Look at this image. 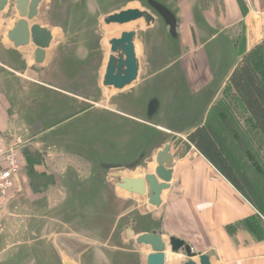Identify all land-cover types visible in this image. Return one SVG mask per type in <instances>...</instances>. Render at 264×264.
<instances>
[{"label": "rangeland", "instance_id": "374dc122", "mask_svg": "<svg viewBox=\"0 0 264 264\" xmlns=\"http://www.w3.org/2000/svg\"><path fill=\"white\" fill-rule=\"evenodd\" d=\"M148 1L44 0L41 4L44 14L38 18L47 20L51 29L61 28L64 32L62 39L55 38L51 44V67L60 56L68 58L62 71L69 74L60 76L55 82L48 80L47 84L54 87L56 84L74 96L41 89L44 101H34L29 109V97H25L26 104L21 105L24 110L21 106H13L16 118L12 117L10 121L16 126L0 131L3 136L20 139L21 175L25 182L0 217V264H63L65 260L77 264H144L143 255L141 258L134 247L138 245L124 232L127 224L121 220V198L112 194L109 207L101 205L103 207L99 208L100 203L95 198L88 203L87 195L93 196L97 191V180L104 181L105 177L110 183L103 189L112 193L108 173L132 160L144 140L140 136L151 134L144 130L142 135L135 121L104 108L113 107L134 114L151 94L179 100L172 104L171 114L167 113L163 118L166 124L173 126L172 129L168 132L160 130L161 135L157 133V137L162 136L163 142L179 136L186 138L194 125L212 124L230 148L235 162L251 179L264 205V138L253 126L228 82L230 69L264 37V26L253 32L243 25V21H236L235 29H227L231 25L229 19L218 15L224 11L222 1L210 0L207 6L201 7L205 14L209 12L208 17L197 16L196 19L203 26L198 24L190 33L180 29L174 39ZM156 1L163 2L173 11L176 9L175 3L169 0ZM249 3L242 1L243 5ZM112 5L106 13H101ZM90 6L94 10L89 11ZM127 8L148 10L154 14L156 23L147 26L143 19L122 25L103 22L107 13ZM13 10L11 8L9 12ZM183 19L185 17H177L178 21ZM207 24H212L210 30L205 27ZM129 30L136 32L137 79L122 90L105 87L101 79L110 53L106 48L107 41ZM212 34L215 35L213 38ZM204 42L210 49L206 53L209 57L199 66L197 50L199 45L205 48ZM157 61L160 62L155 64ZM74 62L78 66L73 65ZM213 67L217 70L215 74H212ZM207 68L208 74L204 76ZM184 72L191 75L196 72L197 76L183 81ZM8 76L13 75L1 68L0 77ZM198 77L200 80L197 81ZM20 88L25 96H29V83L20 80ZM76 95L88 98L92 103ZM2 120L0 114V122ZM129 126L134 131L130 142L124 146L113 143V136ZM148 139L151 141L155 137ZM81 141L88 144H77ZM142 148L144 152L147 143ZM80 158L85 160L82 167L76 162ZM36 168L57 171L53 177L38 178ZM86 177L89 182L84 180ZM85 205L92 207V213ZM43 247L42 256L39 249ZM168 253L171 258L170 249ZM177 256V261L166 258L165 264H176L184 258L180 254Z\"/></svg>", "mask_w": 264, "mask_h": 264}, {"label": "crops", "instance_id": "0c3cea01", "mask_svg": "<svg viewBox=\"0 0 264 264\" xmlns=\"http://www.w3.org/2000/svg\"><path fill=\"white\" fill-rule=\"evenodd\" d=\"M87 1L99 2L100 0ZM129 1L130 0H127V2ZM169 1L175 3V11L169 8L174 15L180 18L185 17L182 21L177 20V37L180 29H182L184 33H190L192 30L194 31L197 29L199 24L196 21L197 16L208 17L209 12L205 14L204 11L201 10V7L204 5L207 6L206 4L208 1L210 2V0H206V2L205 0ZM200 1H202V3ZM221 1L224 11L218 15L219 17L221 16L220 18L226 17L229 19L228 24L231 25L227 26V29L231 27V29H235L236 23L234 22L236 21H243V25L249 31L251 29L253 32H257L264 26V0H248L250 2L248 5L242 4L244 0ZM199 3L201 4L199 5ZM112 7L113 5L101 13H106ZM7 9L6 7L3 12H0V69L3 68L9 75L12 74L13 76H8L5 79L0 77V86L2 89V91L0 90V114L3 116V120L0 122V131H4L10 126H16L10 121L12 117L16 118L13 106L19 108L22 104L25 105V97H29V109L32 107L34 101H44L40 92L41 89L52 91L62 96H74V94H69L70 92L57 87L56 84V87L47 84L48 80L55 82V80L58 81L60 76L66 77L69 74L67 71L65 75V71H62V67L68 58L60 56L55 66L51 67V45L45 50V61L41 64L34 62L33 45L14 47L12 42L8 40L6 32L13 27L15 20L19 16L18 13L15 12L14 19L10 21L5 20L4 14ZM89 9V11H91V9L94 10L92 7ZM211 10L214 13V10ZM139 20L135 22H139ZM36 21L50 28L47 20L45 22L37 18ZM199 25L201 26V24ZM210 26L212 27V24H207L205 27L207 30H210ZM50 30L53 41L55 38L59 40L64 37L63 29L58 28V30H55V28H50ZM201 30L203 32L202 28ZM214 33L217 35V32L214 31ZM239 33L242 34V31ZM214 36L215 35L212 34L211 38ZM211 40L208 41L210 42ZM207 42L204 43L207 44ZM106 48L109 49L108 41ZM197 51L199 66H202L206 62L207 55L202 46L200 48V45ZM49 64L50 66L46 68ZM72 64L78 66L77 62ZM233 69L234 67L230 69V73ZM208 70L207 68V71L205 70L203 72L204 76L208 74ZM196 72L192 75L185 74L184 72L183 81L191 77L195 78L197 76ZM216 72V68L213 67L212 74ZM198 74L201 76L203 75L201 72ZM199 77L196 79L197 81L200 80ZM20 80L29 83V96H25V93L22 92ZM31 85H33L32 89ZM76 96L83 101L92 103L88 98L79 95ZM90 106L92 107V105ZM20 109L24 110L22 106ZM104 110L128 120L131 119L132 122L135 121L134 123L139 125L138 127L142 135L144 130L151 132L150 135L140 136V138L144 137V140L142 141L141 147L135 150L133 154L134 158L127 164L124 163L120 165L117 170L121 171L126 176L134 178L139 176L143 177L146 173L153 171L156 165L154 162L156 152L165 142H168L170 143V153L173 157L171 180L169 181V187L161 193V204L158 207L149 205L147 203V196L128 194L125 191L119 190L112 184V193L106 192V190L103 189L104 185L110 183L107 177H105L104 181L97 180V191L93 193V196L87 195V198H89H86L88 203L95 198L96 202L100 203L99 208L103 207H101V205L109 207L112 194L113 196L117 195L121 198V220L127 224L126 226L131 227L134 235L154 231L160 233L163 238L176 236L187 242L191 246L192 251L197 254H207L210 264H264V217L192 144L187 141L185 137L177 135L180 138L166 139V141L163 142L161 139L162 136H156L157 133L160 134V129L157 127L136 120L126 113L114 110L113 107L104 108ZM8 112H10V115ZM195 126L196 125L193 127ZM132 136L134 137V131L130 129V126L126 129L123 128L121 131H118L117 135L113 136V140L115 141L113 143H117L121 146L127 145ZM150 136L152 138L154 136L155 139L149 141L148 138ZM85 142L86 141H81L77 144L86 146L88 143ZM146 143L147 152L146 150L143 152L142 146ZM145 152L146 154L144 155ZM141 153L143 156H141ZM64 160L66 161L68 159L65 158ZM76 162L81 166L83 165L81 163H84L85 160L80 158V160L77 159ZM117 170L112 172H117ZM35 171L39 173L37 174L38 178H41L44 176V173H47L46 170L38 168H36ZM110 173L111 172H109L108 175ZM80 176L82 177L83 175ZM84 180L89 182L90 179L86 177ZM158 182H160L159 179ZM46 194L48 195V193ZM32 204L35 205L34 203ZM86 206L87 210L92 213V207L90 205H85V207ZM134 247L137 252H139L140 257L143 255L145 264V258L147 254L151 252V248L146 245H134ZM166 248L165 253L167 259H169L168 250L170 248L168 244ZM39 251H41V255L43 256L44 254L42 252L44 251V247L39 249Z\"/></svg>", "mask_w": 264, "mask_h": 264}, {"label": "water", "instance_id": "95a60500", "mask_svg": "<svg viewBox=\"0 0 264 264\" xmlns=\"http://www.w3.org/2000/svg\"><path fill=\"white\" fill-rule=\"evenodd\" d=\"M41 1L14 0L13 6L18 12L19 18L14 26L6 32L8 40L12 42L14 47L27 46L31 42L34 46V62L37 64L45 61V50L50 47L53 41L51 30L47 26H41L35 22L29 26V21H33L37 15V8ZM8 3L9 0H0V12L4 11ZM148 4L169 26L171 37L176 39L177 21L174 13L163 2L149 0ZM138 19H143L145 24L150 26L154 22L155 17L146 9L127 8L111 12L102 18L105 24L118 25ZM135 35L136 32L134 30L123 31L118 37L108 40L110 53L107 57L102 76L101 83L103 86L122 90L137 79L139 61L135 52ZM159 62L157 61L155 64ZM180 96H177V98ZM170 99L167 96L161 97L158 94H151L134 114H126L167 132L173 126L166 124L163 118L167 113L171 114L170 109L172 104L176 100L179 102L178 99ZM172 161L170 143L165 142L155 154L154 162L156 165L152 172L146 173L143 177L134 178L124 175L121 171H117L111 172L109 178L112 184L119 190L125 191L128 194L147 196V203L158 207L161 204V193L169 187ZM158 179L160 182H158ZM125 232L129 239L134 240L137 245H146L151 248V252L145 258V264H165L167 244L173 254H180L184 257L176 264H210L207 254H197L192 251L191 246L187 242L176 236L163 238L160 233L154 231L144 232L135 236L130 226H125ZM63 264L77 263L65 260Z\"/></svg>", "mask_w": 264, "mask_h": 264}, {"label": "trees", "instance_id": "16d2710c", "mask_svg": "<svg viewBox=\"0 0 264 264\" xmlns=\"http://www.w3.org/2000/svg\"><path fill=\"white\" fill-rule=\"evenodd\" d=\"M228 82L253 126L264 138V37L243 55ZM186 139L264 217V205L254 184L235 162L216 128L208 123L198 124L187 133Z\"/></svg>", "mask_w": 264, "mask_h": 264}, {"label": "built area", "instance_id": "2783aa9c", "mask_svg": "<svg viewBox=\"0 0 264 264\" xmlns=\"http://www.w3.org/2000/svg\"><path fill=\"white\" fill-rule=\"evenodd\" d=\"M20 149L18 137L0 134V216L7 203L19 192L22 180Z\"/></svg>", "mask_w": 264, "mask_h": 264}, {"label": "flooded vegetation", "instance_id": "af4514ba", "mask_svg": "<svg viewBox=\"0 0 264 264\" xmlns=\"http://www.w3.org/2000/svg\"><path fill=\"white\" fill-rule=\"evenodd\" d=\"M43 1L44 0H42L41 1V3L38 5V8H37V15L35 16V18H34V20L33 21H29V26L32 24V23H38L36 20H37V18L39 17V16H42V14H44V13H42L41 11H40V7H41V4L43 3ZM13 2H14V0H12V1H10L9 0V3H8V5L6 6V7H8V11H6L5 12V14H4V19L5 20H7V21H10V20H12V19H14V13L15 12H17L16 10H15V8H14V6H13ZM14 9L13 11L14 12H9V10L10 9ZM5 10V9H4ZM3 12V11H2ZM18 13V12H17ZM157 14V13H156ZM158 15V14H157ZM18 16H19V14H18ZM153 16H154V14H153ZM155 17V16H154ZM19 18V17H18ZM17 18V19H18ZM17 19L15 20V22L17 21ZM175 19H176V21H177V17L175 16ZM164 22V21H163ZM156 23V21L154 20V22H153V25ZM15 24V23H14ZM39 24V23H38ZM164 24H165V26L167 27V32L169 33V26L164 22ZM39 25H41V24H39ZM14 26V25H13ZM41 26H43V25H41ZM178 29V23H177V25H176V32L178 31L177 30ZM170 34V33H169ZM170 37H171V35H170ZM29 45H32L31 44V42H29ZM206 45H208V44H206V43H204L203 44V46L205 47ZM208 47H205V48H203V50H204V52H205V54L207 53V52H209V48H208V51H206V49H207ZM209 54V53H208ZM208 56V55H207ZM209 57V56H208ZM207 57V58H208ZM59 161H61V159H59ZM24 162H25V160H24ZM30 164L32 165V163L30 162ZM32 168H33V166H32ZM32 168H30V170L32 169ZM109 169H111V167H109ZM116 169V168H115ZM32 171H34V169H32ZM47 171V173L46 174H44V176H46V177H53V176H55V174H54V172H56L57 170L56 169H54V170H46ZM58 176V175H57ZM23 178V177H22ZM23 183H25L24 181H23V179L21 180V184L19 185V187H18V191H21V187H22V184ZM131 228V227H130ZM124 232H125V227H124ZM126 233V232H125ZM136 236V235H135ZM73 262V261H72ZM75 263V262H74Z\"/></svg>", "mask_w": 264, "mask_h": 264}, {"label": "bare ground", "instance_id": "6f19581e", "mask_svg": "<svg viewBox=\"0 0 264 264\" xmlns=\"http://www.w3.org/2000/svg\"><path fill=\"white\" fill-rule=\"evenodd\" d=\"M139 20V19H138ZM137 21V20H136ZM135 22V21H134ZM130 86V85H129ZM128 87V86H127ZM126 88V87H125ZM167 249V248H166ZM170 254V253H169ZM178 258H179V256L177 257L176 255H172V257H171V260L172 261H177L178 260Z\"/></svg>", "mask_w": 264, "mask_h": 264}]
</instances>
